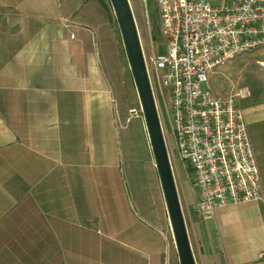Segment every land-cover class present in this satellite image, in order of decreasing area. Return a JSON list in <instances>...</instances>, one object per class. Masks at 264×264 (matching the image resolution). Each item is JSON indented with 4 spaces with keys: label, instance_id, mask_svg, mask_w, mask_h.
<instances>
[{
    "label": "crops",
    "instance_id": "1",
    "mask_svg": "<svg viewBox=\"0 0 264 264\" xmlns=\"http://www.w3.org/2000/svg\"><path fill=\"white\" fill-rule=\"evenodd\" d=\"M104 9L98 0H0V264H177L142 116L153 204L140 215L113 186L117 139L129 133L115 121L104 59L118 42ZM254 51L229 63L241 61L231 67L263 197L207 214L194 196L183 211L197 264H264V51Z\"/></svg>",
    "mask_w": 264,
    "mask_h": 264
},
{
    "label": "built area",
    "instance_id": "2",
    "mask_svg": "<svg viewBox=\"0 0 264 264\" xmlns=\"http://www.w3.org/2000/svg\"><path fill=\"white\" fill-rule=\"evenodd\" d=\"M158 6L167 52L145 58L156 99V69L171 88L176 149L157 100L170 158L180 155L192 170L200 212L260 201L261 173L240 93L222 96L203 85L236 53L264 51V0H158ZM129 112L143 115L142 106Z\"/></svg>",
    "mask_w": 264,
    "mask_h": 264
},
{
    "label": "rangeland",
    "instance_id": "3",
    "mask_svg": "<svg viewBox=\"0 0 264 264\" xmlns=\"http://www.w3.org/2000/svg\"><path fill=\"white\" fill-rule=\"evenodd\" d=\"M103 5L104 14L111 16L114 28L116 29V36L118 46L114 53V59L105 57V66L108 69L110 79H112L113 98L115 108V121L117 125L125 126L123 132L129 133L128 138L120 134L117 139V146L115 151L118 152L119 160L115 163L113 186L114 188H122L124 192L129 195L130 203L134 211L144 214L145 207L149 208L153 204L152 186L149 181L151 179L150 167L146 161V153L142 149L140 136L137 131L138 121L141 119L138 116H131L130 108L141 107L139 95L133 78V74L129 65L127 52L124 45V40L119 27V23L111 3V0H98ZM131 6L136 18L143 50L147 59L150 56L157 58L167 52L166 35L162 28V20L160 17V10L158 0H130ZM215 5H222L221 2H214ZM105 14V15H106ZM257 51H244L234 55L232 59L252 61L254 57H258ZM241 54V55H240ZM241 61H234L233 64L229 61L218 68H216L210 76V81L204 84V88H211L216 94L227 96L239 92L237 84L234 80L237 78V72L231 66L238 64ZM229 63V64H228ZM231 64V65H230ZM228 72L225 73L224 70ZM157 77V100L163 115L165 125L171 135L172 145L176 149V139L173 121H172V95L171 88L162 84L160 78V71L156 69ZM236 86V87H234ZM234 88L235 91H234ZM242 94V93H240ZM240 96V95H239ZM238 96V101L239 97ZM142 118L144 115L140 114ZM145 120V119H144ZM122 130V129H121ZM171 161L174 170V175L181 199L182 207L192 202L196 195V188L193 180V172L187 163L180 157V155L173 157L171 152ZM157 167L154 166L156 171ZM157 175V173H156ZM145 217V216H144ZM177 264H180L179 255H177Z\"/></svg>",
    "mask_w": 264,
    "mask_h": 264
},
{
    "label": "water",
    "instance_id": "4",
    "mask_svg": "<svg viewBox=\"0 0 264 264\" xmlns=\"http://www.w3.org/2000/svg\"><path fill=\"white\" fill-rule=\"evenodd\" d=\"M111 3L119 23L143 109L180 264H197L131 2L130 0H111Z\"/></svg>",
    "mask_w": 264,
    "mask_h": 264
}]
</instances>
